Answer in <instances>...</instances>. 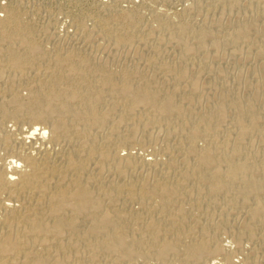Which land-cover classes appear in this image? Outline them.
Segmentation results:
<instances>
[{
	"label": "bare ground",
	"instance_id": "bare-ground-1",
	"mask_svg": "<svg viewBox=\"0 0 264 264\" xmlns=\"http://www.w3.org/2000/svg\"><path fill=\"white\" fill-rule=\"evenodd\" d=\"M224 2L228 12L242 3ZM249 2L260 13L225 29L207 19L194 25L197 0L175 24L158 16L156 28L143 33L142 16L134 9L100 13L97 18L105 24L101 35L113 43L148 41L156 35L160 42L169 38L180 45L175 59H162L165 47L155 44L149 55L137 53L135 65L114 69L78 47L48 49L38 34L47 36L48 27L36 28L14 2L3 7L0 76L5 68L13 72L0 86V142L10 141L4 121L25 120L41 126L30 128L34 132L28 130L22 144L31 134L42 144L33 146L35 152L24 151L28 143L19 153L14 150L17 160L0 164V196L11 198L0 201V264H121L139 259L191 264L216 255L222 259L212 264H264V146L258 149L252 143L257 139L264 145V20L259 17L264 0ZM115 23L124 30L112 29ZM76 26L89 43L85 23L78 18ZM239 47L241 57H258L246 69L249 74L236 68L232 90L225 79L227 67L220 66L210 83L214 92H205L200 76L214 70L211 60ZM198 54L202 61L195 64ZM236 58L233 65L238 66ZM152 127L163 131L159 154L143 159L129 150L118 153L119 147L135 142L138 132L151 141ZM65 141L69 143L63 149ZM150 144L153 151L158 149L153 140ZM51 150L61 162L50 156ZM91 161L98 163L96 173L88 169ZM104 171L117 179L104 180ZM239 202L249 207L245 221L231 232L232 241L255 238L257 227L263 233L258 246L239 249L242 259L236 263L228 260V247L217 239L229 230L228 215ZM218 206L221 220L213 222Z\"/></svg>",
	"mask_w": 264,
	"mask_h": 264
},
{
	"label": "rangeland",
	"instance_id": "rangeland-1",
	"mask_svg": "<svg viewBox=\"0 0 264 264\" xmlns=\"http://www.w3.org/2000/svg\"><path fill=\"white\" fill-rule=\"evenodd\" d=\"M195 1L196 0H194V1L193 0H0V18L4 17V14H5L3 7L8 6L11 3L13 4V2H14V4H17L21 7V9L23 11V16L25 17V19H27L28 21L30 20L31 23L35 24L36 28H38L40 30L44 26L48 27V35L47 36H44V34H42L41 31L38 32L39 36H41L43 41H45L44 43L47 44L46 47L48 49L53 50V49H56L58 47L65 49L66 46L67 47H78V48H80L81 51H85V52L87 51V53L91 54L95 59H98V60L101 59L100 61H103L105 63L107 62L106 63L107 66L114 69V68H117L121 65H128V66L129 65L130 66L135 65L136 64L135 57H136L137 53L142 52L144 55H149L152 51V47L155 46V44L157 46H161L162 49H164V47H165V50H163V54L161 55L162 59H166V60L175 59V58H177V55H178L177 49L180 48V45L177 44L176 42L173 43L172 41H170L169 38L168 39L165 38V39H163L164 41L161 40V42H160V40L157 39L156 35L150 36L148 38V41L147 40L143 41V39L135 38V41H133L134 43L133 42H131V43H119V44L116 42L113 43L111 39H108V38L103 37L101 35V30L105 27V24H104V21H100L97 18V15L99 16L100 13L105 15V14L109 13V11H110V13H113V12L118 13L121 9H134L138 13H140V16H142L141 17V27H139V30L141 31V33H143L146 29H148L150 27L156 28V26H157L156 21H157L158 16L159 17L165 16L167 20L171 21L172 23H174V22L176 23L181 18V16H183V10L189 4L195 3ZM197 1L199 2L201 12L199 11L198 14L197 13L194 14L193 17L191 18L192 21L195 20L194 25H198V24L202 25L203 22L207 19V21L208 20L213 21L212 23H214V25L217 22H219L221 24V29H225V27L230 26L233 21H234L233 24H235V22L239 23L241 20H242L241 22H244L250 15L260 13V8L253 5V4L251 5L252 2H249V0H246V1L245 0H239L243 4L240 3V6L237 9L238 11L236 9H231L229 12H228L227 5L224 2L225 0H222V1L221 0H197ZM249 3H250V6H249ZM254 6H255V8H254ZM222 9H224V10H222ZM114 10H116V12ZM251 12H253V13H251ZM27 15L30 17H28ZM211 17H212V20H211ZM259 17H260V19L262 17L264 20L263 14ZM78 18L81 19L83 21V23H85V25L87 26L88 30H90L91 40L89 43H87L86 41L83 40V34L80 31L81 29H78V27L76 26ZM229 18H230V20H229ZM231 19H232V21H231ZM217 24H216V26H217ZM111 27L116 32H119V30L120 31L124 30V28H122L123 26L121 27L120 23L119 24L118 23L111 24ZM222 27H224V28H222ZM116 29H118V30H116ZM219 35H221V34L219 33ZM39 36H38V38H40ZM155 37H156V39H155ZM54 40H55V42H54ZM54 44H55V46H54ZM207 48H209V46ZM150 49H151V51H150ZM239 49L237 50L236 53H233L234 50H232V51L230 50L231 52L227 50L226 52H223L225 55L221 54L220 56L215 57L211 60L213 62V63L211 62V65L213 66L212 68L214 70H212L209 73L203 72L202 75L200 76L201 81L203 80L202 82L204 84L206 83L205 84L206 90L204 89L205 92H207V93L214 92V89L210 83H212L215 80V78L217 77L216 72H217V70L220 69V66L225 67V68L227 67L225 70L226 71L225 79L227 80L226 82L228 83L230 89H232V90L236 89V84H235L236 79L234 77V76H236V72L243 69V72H246V74H249L248 70H246V69L250 70L251 67L253 65H255L256 58L258 61V57L251 55V56H249V58L248 57L243 58V57H241V53L243 50L241 49V47H239ZM227 53L229 56L227 55ZM200 54H198L195 58H193L194 60L192 59L193 63L195 62V64H197L198 62L202 61L201 60L202 57L199 56ZM231 54H233L234 56L236 55V56L234 57ZM237 56H239V57L236 58ZM235 58L238 59V62H239L238 66L233 65ZM247 63H250V64L247 65ZM138 64L141 66L143 63H141V61H138ZM218 64H220V65H218ZM240 64L242 65L243 68L242 67L240 68ZM233 66H234V68H233ZM236 68L238 71L236 70ZM7 70H9V69L5 68L4 69L5 74L3 76H0V86L5 81L4 79H6V77H7L6 74L8 75V74L13 72L11 70H9V71H7ZM31 70L32 69H28L27 71H31ZM32 72H33V70H32ZM160 75H162V74H160ZM19 79L20 78H18V80ZM21 81L23 82V80H21ZM230 82H231V84H230ZM23 85L24 84H22V83L19 84V90H22V91H20L21 93L23 92L22 94H24V92H25V90L23 89ZM202 103L203 102H200L199 105L204 106L205 104L203 105ZM5 123H6V125H5ZM4 126H5V128H4ZM34 126L36 128H39L41 125L39 123L27 122L25 120L23 122L22 121H19V122L18 121H11V120L4 121V125H3L4 132L6 133L7 138H9V136H10V139H8L7 141L10 140L11 142L9 141V142H6L4 144L0 142V160H2V161H0V164L2 163V165L5 164L4 166H7L6 163L9 162V160H17V158H19L18 153L20 152V150H24L25 146H27L28 143L29 144L24 151H26V150L28 151V148H29L30 149L29 151L35 152V149H37L38 146L42 144V140L37 138L36 137L37 135L34 136L33 134H31L30 137L28 138L30 141L28 140L29 142L28 143L26 142L27 144H22V142H21L24 137L28 136V135H26L28 133V130H30V128H34ZM30 131H31L30 133L34 132V130L33 131L30 130ZM141 134H144V133H141V132L136 133L135 142L133 141L129 144H126L124 146L119 147L117 149L118 153L120 155H122L125 151L127 152L129 150L130 153H132L134 155H138L143 159H151V158L155 157L156 154H159L158 150L164 144L163 131L158 129V128L156 130V127H152L151 130L149 131L151 141L153 140V142L156 144L154 147L158 148V149H155L154 151L152 150L153 146L150 144L151 141H149V142L146 141L147 140L146 137H144V139H143L144 135H141ZM18 137H20V139ZM33 137H35V139H33ZM139 137H141L142 140ZM155 138H156V140H155ZM139 139H140V142H139ZM36 140H38V141H36ZM171 141L172 142L169 143L170 146L173 144L171 150L173 149V151H176V147L174 145V139H171ZM146 142H148V143H146ZM68 143L69 142H66V141L62 142L60 144V147L63 149H66L67 147H65V146H67ZM252 143L256 147L260 146V147H258V149H260L264 146L263 143L257 141V139L252 140ZM142 145H143V147H142ZM22 146H24L23 147L24 149L22 148ZM33 146L35 147V149ZM11 148L13 150H11ZM16 149H17V152L19 151L18 153H16V151L14 152V150H16ZM51 152H50V156H52L53 158L55 157V160L57 162H61L60 161L61 159L59 160V157H60L59 154L54 153L55 154L54 155L53 152H55V150H51ZM88 164H90V165H88V169H90V171H92L94 173H96L98 171V163H96L95 161H93V162L91 161ZM108 174H110V175H108ZM103 175L105 177H103ZM106 175H108V176H106ZM110 177L112 179H115V180L117 179V176L114 173H112L111 171H109V173H108V171H104L101 174V178H103L104 180L110 179ZM5 196H6V194L3 193L0 196V201H3L5 199L11 200V198L9 196H6V198H5ZM6 200H5V202H6ZM239 204L238 203L234 204L233 205L235 207V209L233 208L234 211L232 210V212L229 213V215H228L229 218L227 220L228 222L226 221V223H227V225H230V226H228L229 230L227 229L225 232L221 233V235L219 234L220 236L218 235V239H217V243H219L220 246L222 245V247H224V248L228 247L227 249H229V255H230V256L228 255V260L230 259L231 261H234L236 263L242 259V255L240 254L239 249L242 248L243 250L248 251V249L250 250L252 248V246H254V245L258 246L259 243L261 242L260 240H261V236L263 233L261 227H257L258 233L256 234L255 238L248 239L246 236H243L239 243H234L232 241L231 232L235 231L237 229V227L239 226V223H241V221H245V220H243L246 217L245 211L249 207V204L248 205L245 203L241 204L240 202H239ZM238 205H239V209H238ZM217 211L219 212V206L216 207V211L214 213V214H216L215 215L216 217L214 216V214H213V216L215 218H213V216H212V218L214 219V220L212 219L213 222H215V221L217 222L218 220L219 221L221 220L219 218L220 216H219V213ZM260 232H261V235L259 234ZM184 240L188 241V239L185 237H184ZM257 242H259V243L256 244ZM260 256H262V255L259 254L258 257H260ZM206 258L207 259L205 260V262H200V263L197 262V263H191V264H212V263L217 262L220 259H222V256L216 255V256H208ZM178 262L179 261H177L176 264H180V262L179 263ZM121 264H157V263L152 262V261H147V260L145 261L143 259L142 260L139 259V260L134 261V262L126 261L125 263L123 262Z\"/></svg>",
	"mask_w": 264,
	"mask_h": 264
}]
</instances>
